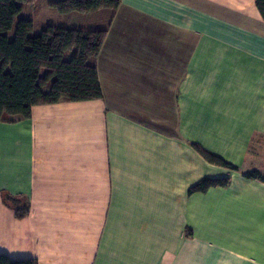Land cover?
Segmentation results:
<instances>
[{"label": "crops", "instance_id": "obj_1", "mask_svg": "<svg viewBox=\"0 0 264 264\" xmlns=\"http://www.w3.org/2000/svg\"><path fill=\"white\" fill-rule=\"evenodd\" d=\"M254 1L120 0L99 22L102 99L0 122V254L37 264H264V182L244 176L262 173L248 159L264 142ZM192 144L240 171L209 164ZM205 178L229 184L188 193ZM3 192L26 197L28 216L17 220Z\"/></svg>", "mask_w": 264, "mask_h": 264}, {"label": "trees", "instance_id": "obj_2", "mask_svg": "<svg viewBox=\"0 0 264 264\" xmlns=\"http://www.w3.org/2000/svg\"><path fill=\"white\" fill-rule=\"evenodd\" d=\"M36 0H0V122L8 117L28 119L37 105L85 102L102 99L96 59L105 41L107 29L81 30L48 25L31 36L30 19H20L11 39L6 35L13 28L22 5ZM255 7L264 23V0H255ZM60 14L90 13L98 10L114 12L120 0H58L49 4ZM70 56L66 57L68 52ZM193 149L209 164L239 172L235 167L200 146ZM244 176L264 182L257 170ZM229 178L202 179L189 194L205 193L210 188L226 187ZM2 203L13 211L17 220L28 216L30 203L26 197L1 193ZM0 264H37L35 259L11 260L0 254Z\"/></svg>", "mask_w": 264, "mask_h": 264}, {"label": "rangeland", "instance_id": "obj_3", "mask_svg": "<svg viewBox=\"0 0 264 264\" xmlns=\"http://www.w3.org/2000/svg\"><path fill=\"white\" fill-rule=\"evenodd\" d=\"M55 1L58 0H36L33 4L22 5L21 12L15 17L12 30L6 34L8 38H12L14 27L20 19H30L32 21L33 29L30 35L35 36L48 25L67 26V28H70L72 22L79 24L78 28L86 29L88 26H93V29H99L102 27L99 22H104L103 26H106L107 20L110 18L108 15L110 10H100L107 11L101 12L105 14L102 17L101 13L98 16L99 14H95L96 12L60 14L49 5ZM71 53L72 51L68 52L66 57L70 56ZM174 92L175 89H173ZM171 99L173 100V96H171ZM251 153L253 156L249 157V163L255 168L261 169L264 175V142L253 145Z\"/></svg>", "mask_w": 264, "mask_h": 264}]
</instances>
